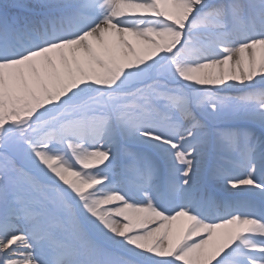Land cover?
<instances>
[{
    "label": "snow or ice",
    "instance_id": "obj_1",
    "mask_svg": "<svg viewBox=\"0 0 264 264\" xmlns=\"http://www.w3.org/2000/svg\"><path fill=\"white\" fill-rule=\"evenodd\" d=\"M0 264H264V0L0 2Z\"/></svg>",
    "mask_w": 264,
    "mask_h": 264
},
{
    "label": "rangeland",
    "instance_id": "obj_2",
    "mask_svg": "<svg viewBox=\"0 0 264 264\" xmlns=\"http://www.w3.org/2000/svg\"><path fill=\"white\" fill-rule=\"evenodd\" d=\"M0 2H3V0H0Z\"/></svg>",
    "mask_w": 264,
    "mask_h": 264
}]
</instances>
